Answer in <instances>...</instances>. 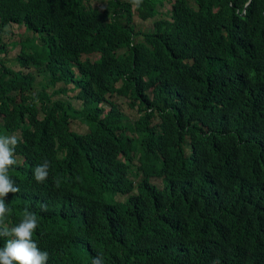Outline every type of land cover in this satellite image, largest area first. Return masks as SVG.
I'll return each instance as SVG.
<instances>
[{"label":"trees","instance_id":"trees-1","mask_svg":"<svg viewBox=\"0 0 264 264\" xmlns=\"http://www.w3.org/2000/svg\"><path fill=\"white\" fill-rule=\"evenodd\" d=\"M11 135L47 264H264V0H0Z\"/></svg>","mask_w":264,"mask_h":264},{"label":"clouds","instance_id":"clouds-1","mask_svg":"<svg viewBox=\"0 0 264 264\" xmlns=\"http://www.w3.org/2000/svg\"><path fill=\"white\" fill-rule=\"evenodd\" d=\"M135 3L139 6L141 0H135ZM18 142L16 135L0 136V238H7L4 246L0 247V264H47L49 253L42 251L33 239L34 232L39 228L36 214L25 206L18 224L7 222L12 209L5 203V198L10 193L15 195L20 192V187L8 174L9 169L18 163L15 156ZM49 169L50 162L44 160L33 168V179L43 184L49 177ZM92 264H104L103 255L93 257ZM212 264H221V261L216 258Z\"/></svg>","mask_w":264,"mask_h":264},{"label":"rangeland","instance_id":"rangeland-1","mask_svg":"<svg viewBox=\"0 0 264 264\" xmlns=\"http://www.w3.org/2000/svg\"><path fill=\"white\" fill-rule=\"evenodd\" d=\"M93 3L95 4H98V6H101L103 5L104 3H106V0H93ZM166 5V3L164 4ZM132 20L134 23H136V25L140 28V29H144L145 26L149 25V21L148 20H140L135 14H133L132 16ZM5 28H8L9 31H6L5 33H2L1 37L2 39L6 40V39H10V38H14L16 36V32L19 30V27L18 26H15V25H9L8 27H5ZM23 32L24 33H29V31L25 30V31H21L20 34L23 35ZM17 50V44H14V45H10V44H7L6 46V51L4 53V55L8 58V57H11L15 51ZM8 61L10 63H12L13 65H15L13 63V61H11L10 58H8ZM28 69L31 70V73L33 74V80H32V91H35V90H38L41 88V85L44 84L45 82V75H43L41 72H40V68H36V67H33L31 65L28 64ZM62 82L61 81H56L54 84H52V86H59L61 85ZM49 86L51 85H44L43 88L44 89H49ZM68 92H70V90H68ZM61 96L65 95L63 93H60ZM71 102L73 104H77L78 103V100L73 98L71 99ZM106 106V104H104ZM36 106H38V102H36ZM38 113L40 114V110H38ZM70 125L72 127H75V128H80L81 126L84 127L85 125L81 122H79L77 119H72L70 120Z\"/></svg>","mask_w":264,"mask_h":264}]
</instances>
